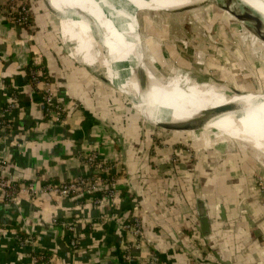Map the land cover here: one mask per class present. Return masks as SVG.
<instances>
[{
    "label": "crops",
    "instance_id": "1",
    "mask_svg": "<svg viewBox=\"0 0 264 264\" xmlns=\"http://www.w3.org/2000/svg\"><path fill=\"white\" fill-rule=\"evenodd\" d=\"M45 5L61 13L52 0ZM37 8L29 29L0 16V110L19 96L18 108L8 114L12 129L0 130L5 175L18 182L70 181L85 174L81 157L92 151L108 162H122L126 169L113 171L119 196L101 204L91 198L48 195H23L14 203L0 200V264H30L33 252L54 255L55 264H126L124 247L135 238L121 223L136 216L143 223L145 244L132 251L131 264L151 254L163 264H264V193L252 175L257 165L235 170L211 154H201L196 162L194 149L188 151L189 144L177 132L155 128L161 121L188 120L148 116L111 82L101 41L94 36V61L88 63L52 13ZM175 42L173 60L157 54L164 69L182 68L195 82L212 84L215 68L230 66L220 61L230 53L215 49L208 39H190L185 45L177 37ZM145 44L139 43L144 67L149 62ZM36 62L44 65L66 109L62 123L45 116L30 76ZM143 80L142 87L147 78ZM199 199L207 207L211 233L206 236L200 227ZM102 217L106 222L101 223ZM56 221L77 224V249L71 248L70 235ZM17 230L33 237V244L19 247Z\"/></svg>",
    "mask_w": 264,
    "mask_h": 264
},
{
    "label": "bare ground",
    "instance_id": "2",
    "mask_svg": "<svg viewBox=\"0 0 264 264\" xmlns=\"http://www.w3.org/2000/svg\"><path fill=\"white\" fill-rule=\"evenodd\" d=\"M57 1L61 5V13L58 14L64 19L61 23L63 35L79 43L77 51L84 54L86 61L91 64L94 61V57L91 56L95 43L94 36L97 42L105 44L108 55L118 67L113 68L110 60L103 57L102 61L108 75L114 78L113 81L110 79L111 82L131 97L132 102L139 108L148 112V116L149 113L153 115L148 111L149 107L151 111L159 113L164 118L189 120L170 124L171 127L182 128L185 127L184 123L202 125L215 116L219 106L233 102L235 104L229 108L225 116L212 122L205 131L214 130L226 136L222 142L238 139L264 153V95L252 93L236 95L232 92L226 95L224 89L218 86L211 89L192 88L196 82L191 78L178 83H165L147 66L144 73L140 71L138 43L133 38L134 30L130 28L131 25L129 27L130 22L136 23V18H132L133 12L135 10L182 12L205 0ZM219 2L227 4L225 0ZM234 2L231 12H234L236 17L242 14L248 18L252 17L254 23L264 31V0ZM250 13H254V16ZM67 20L70 21L69 24ZM144 77L147 78V82L143 84L145 91L141 93L140 84L145 80Z\"/></svg>",
    "mask_w": 264,
    "mask_h": 264
},
{
    "label": "rangeland",
    "instance_id": "3",
    "mask_svg": "<svg viewBox=\"0 0 264 264\" xmlns=\"http://www.w3.org/2000/svg\"><path fill=\"white\" fill-rule=\"evenodd\" d=\"M32 1V11L34 9L38 11L37 7H39L41 9L44 8L46 12H48L49 9L46 8L45 0ZM209 1L219 3L222 8L213 4L200 5L199 3L192 5L191 8L189 7L190 9L188 8L186 11L182 12L135 10L132 14V18H136V23L130 22L129 27L131 25L130 28L134 30L133 38L138 43V56H140L141 52L139 43L146 42L145 58H149L147 66L153 69L154 75L165 83L182 82L191 77L182 72L185 71L182 70V68L181 70L164 69L165 66L163 67L160 65L163 62L156 61V57H158L157 54L163 56L164 53L166 54V59L169 60L170 58V60H173L170 55L173 49H178V45L175 42L177 37L180 41L184 42L185 45H189L190 39L198 37L205 38L213 42L215 49H225L230 53L227 58L220 57L221 62H223V59L225 62L223 63L230 66H228L229 68L227 69H222V67L217 66L215 68L212 84H199L196 82L195 85H192V88L196 89L203 87L205 89H211L214 86H218L224 89V94L226 95H230L231 92L235 93V90H239L244 94L248 92L264 94V45L261 44L256 37L250 35L242 25L235 21L237 17L232 15V9H230L227 4L219 2V0ZM52 2L55 4L56 9L60 11L58 1L52 0ZM238 13L241 14L239 11ZM250 15L254 16V13H250ZM249 19L254 23L252 17H249ZM169 21H172L174 24L168 26ZM164 43L170 46H161ZM74 44L75 43H73V45ZM70 47L73 50L71 45ZM149 49H151V51H146ZM235 52L236 54H234ZM163 58L164 57L161 59L163 60ZM161 59H159V61ZM215 60H217L216 56ZM178 74L181 75L178 76ZM174 75L176 76L175 79H173ZM108 76L112 81L114 80L111 75ZM219 93L222 92L219 91ZM128 102L131 103V100ZM167 123L177 124L178 122L169 121ZM155 128L162 129L159 126ZM176 135H180L182 139L186 140V143L189 144L187 146L188 151L192 152L194 149L193 159H196V162H199V156L201 154H208L210 157L212 155L216 161H225L226 164L229 162L234 169L241 165H245L244 167L246 169L252 164L257 165V172L254 171L252 175H254V180H256L258 191L264 193V153L262 151H257L238 139L222 142L221 140L226 136L216 133L214 130L193 134L177 133ZM192 139L193 142H190ZM239 170L237 169V171ZM208 177H210V175Z\"/></svg>",
    "mask_w": 264,
    "mask_h": 264
},
{
    "label": "built area",
    "instance_id": "4",
    "mask_svg": "<svg viewBox=\"0 0 264 264\" xmlns=\"http://www.w3.org/2000/svg\"><path fill=\"white\" fill-rule=\"evenodd\" d=\"M32 0H0V16L12 25L31 28L33 26V11L31 7ZM30 76L32 85L37 89L44 105L45 116L56 122L65 121L66 109L59 102L56 91L44 70V65L36 62L30 68ZM19 96L15 95L13 100L0 110V130L8 133L12 129V123L8 119V114L18 108ZM81 164L85 169L82 174L70 181L54 182L32 180L18 182L7 178L5 175V162H0V200L7 203L16 202L21 196L39 197L48 195L52 197L85 199L91 198L95 203L116 199L119 196L118 177L114 170L120 168L124 171L126 166L108 162L98 152L92 151L82 155ZM106 217L101 218V223L106 222ZM56 225L63 227L70 235V246L77 249L79 237L77 235V224L67 223L65 221L55 222ZM121 229L130 233L135 238V242L128 243L124 247L123 259L126 264H131V256L133 250H138L145 244L144 227L141 219L136 216L131 220L121 223ZM17 245L24 248L33 244V237L28 236L22 239L16 234ZM39 256V257H38ZM30 264H55L54 255L47 253H31ZM140 264H163L156 254H151Z\"/></svg>",
    "mask_w": 264,
    "mask_h": 264
},
{
    "label": "water",
    "instance_id": "5",
    "mask_svg": "<svg viewBox=\"0 0 264 264\" xmlns=\"http://www.w3.org/2000/svg\"><path fill=\"white\" fill-rule=\"evenodd\" d=\"M227 2V6H229V8L231 9V6H234L235 2L234 0H225ZM207 4H213L218 6L219 8H222V6L217 3V2H213V1H202V3H200V5H207ZM190 9V8H189ZM49 11L52 13V15L55 17V19L57 21H59L60 23H63V18L56 12H54L51 8H49ZM235 11V10H234ZM235 13L233 12L232 15H234ZM240 25H242L246 31L250 34L253 35L254 37H256V39L259 40V42L261 44L264 45V31L258 27L255 23H253L248 17L242 15H238L236 20ZM67 24L70 23L69 20L66 21ZM102 35L103 32L101 31ZM101 43V48H102V53L104 55L105 60H110L111 66L113 68H116V64L113 60H111V57L108 55L107 49L105 47V45ZM139 62H140V68L142 71H145V67L143 65V57H142V51L140 52V56H139ZM145 90L143 89V87L141 86L140 92L143 93ZM249 93V92H248ZM252 94L261 96L264 95L263 93H255V92H251ZM236 95H242L244 94L243 92L239 91V90H235ZM149 104V102H148ZM235 103H226L223 104L221 106H219L216 110V114L213 118H211L210 120H208L206 123L202 124V125H193V124H189V123H184L182 128H175V127H171V125L167 122H159V127H161L162 129H164L165 131H172V132H177V133H183V134H193V133H198V132H204L206 130V128H208V126L214 122L215 120L225 116V114L227 113V111L229 110V108ZM148 111L151 112L153 114V116L158 119L161 120V115L157 112H153L150 110V108L148 107ZM197 210H198V216H199V220H200V227H201V232L203 236L209 235L210 232V226H209V221H208V217H207V207H206V203L205 201H203L202 199H199L197 201Z\"/></svg>",
    "mask_w": 264,
    "mask_h": 264
},
{
    "label": "trees",
    "instance_id": "6",
    "mask_svg": "<svg viewBox=\"0 0 264 264\" xmlns=\"http://www.w3.org/2000/svg\"><path fill=\"white\" fill-rule=\"evenodd\" d=\"M17 235L20 236L22 239H26L29 235L25 233L24 231L17 230ZM70 244V241H69ZM47 255H50V253H47ZM39 257V256H38Z\"/></svg>",
    "mask_w": 264,
    "mask_h": 264
}]
</instances>
